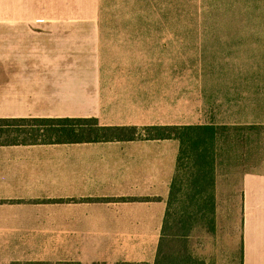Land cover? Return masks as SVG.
Segmentation results:
<instances>
[{
  "label": "crops",
  "instance_id": "crops-1",
  "mask_svg": "<svg viewBox=\"0 0 264 264\" xmlns=\"http://www.w3.org/2000/svg\"><path fill=\"white\" fill-rule=\"evenodd\" d=\"M99 7L0 0V118L192 125L178 119L175 81L162 79L169 71L106 63L133 48L104 50ZM178 147L0 146V264H154ZM239 192V264H264V174H243ZM221 216L215 194L216 223Z\"/></svg>",
  "mask_w": 264,
  "mask_h": 264
},
{
  "label": "rangeland",
  "instance_id": "rangeland-1",
  "mask_svg": "<svg viewBox=\"0 0 264 264\" xmlns=\"http://www.w3.org/2000/svg\"><path fill=\"white\" fill-rule=\"evenodd\" d=\"M99 5L104 50L134 49L109 54L106 63L169 71L162 79L175 81L179 120L257 126L218 151L215 194L222 216L214 234L196 228L187 243L190 264H239L241 178L264 174V0H99Z\"/></svg>",
  "mask_w": 264,
  "mask_h": 264
},
{
  "label": "trees",
  "instance_id": "trees-1",
  "mask_svg": "<svg viewBox=\"0 0 264 264\" xmlns=\"http://www.w3.org/2000/svg\"><path fill=\"white\" fill-rule=\"evenodd\" d=\"M257 126L210 123L188 126L106 127L96 118H0V146L84 142L176 140V167L154 264H190L192 231L215 232V168L218 151ZM220 144V146H218Z\"/></svg>",
  "mask_w": 264,
  "mask_h": 264
}]
</instances>
